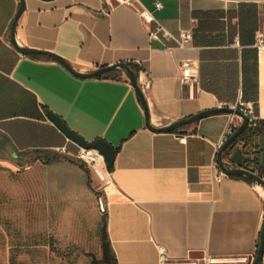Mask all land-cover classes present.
Instances as JSON below:
<instances>
[{"label":"crops","instance_id":"crops-1","mask_svg":"<svg viewBox=\"0 0 264 264\" xmlns=\"http://www.w3.org/2000/svg\"><path fill=\"white\" fill-rule=\"evenodd\" d=\"M155 1L138 0L174 35L191 29V42L150 40L135 9L112 0H24L15 41L82 73L132 63L153 126L240 101H255L264 121V47L254 44L256 31L264 44V0H158L162 8L154 10ZM19 4L0 0V168L32 172L33 190L58 230L49 240L84 257L114 255L116 264H158V245L173 257L256 253L264 186L238 174L213 179L217 143L242 117L212 113L171 131L150 130L125 69L78 77L50 54L16 49L10 36ZM185 62L198 73L192 97L179 82ZM48 110L85 140L114 147L112 184H101V193ZM64 144L68 154L56 156ZM230 156L224 163L234 167ZM252 156L264 179V144Z\"/></svg>","mask_w":264,"mask_h":264},{"label":"rangeland","instance_id":"rangeland-1","mask_svg":"<svg viewBox=\"0 0 264 264\" xmlns=\"http://www.w3.org/2000/svg\"><path fill=\"white\" fill-rule=\"evenodd\" d=\"M91 182L101 193V183L93 175ZM33 185L32 172L14 173L0 168V264H9L12 254L17 264H28L32 254L35 264H85L86 258L101 264L105 257L99 250L84 257L77 255V251L69 253V249L59 247L62 243L56 238L49 240V235L55 237L58 230L48 223V209L42 206ZM34 242L37 244L31 250L25 246ZM106 264H111L108 255Z\"/></svg>","mask_w":264,"mask_h":264},{"label":"built area","instance_id":"built-area-1","mask_svg":"<svg viewBox=\"0 0 264 264\" xmlns=\"http://www.w3.org/2000/svg\"><path fill=\"white\" fill-rule=\"evenodd\" d=\"M110 4L109 0H106ZM116 4H123L133 7L142 21L148 25V33L150 40H158L163 43V41L171 40L177 46L184 47L185 44L192 41L193 32L191 29H181L177 35H174L166 29L162 22L157 19L153 10L147 9L140 5L138 0H112ZM162 8V2L156 0L154 3V10H159ZM237 43V40L235 41ZM254 44L258 49L264 47L263 38L260 31H256ZM198 73L197 70L192 66L191 63L185 62L181 66L179 74V82L189 90V96H193V89L198 84ZM226 106L225 103H220V107ZM231 108H236L242 111V113L248 116L249 119H257L256 114V102L248 101L241 102ZM236 128L233 126H228L217 143V150H219L225 140L232 134ZM59 155H67L68 148L67 145H61L55 147L54 149ZM73 158L77 161L83 163L90 171L91 174L102 184L110 185L112 184V173L108 169V165L105 162L104 155L95 148H84L76 145V151L73 153ZM226 165V164H225ZM216 171L213 174V179L215 182H220L223 178L228 175L217 165ZM226 167H228L226 165ZM104 205V206H103ZM100 207L102 211L106 210V202L100 199ZM256 253L251 255H214L209 253H203L200 257H173L167 252V249L163 245H158V264H252L254 261Z\"/></svg>","mask_w":264,"mask_h":264},{"label":"water","instance_id":"water-1","mask_svg":"<svg viewBox=\"0 0 264 264\" xmlns=\"http://www.w3.org/2000/svg\"><path fill=\"white\" fill-rule=\"evenodd\" d=\"M23 1L24 0H20L19 7L17 9V12H16L13 20H12L11 36H10V42L21 53H23V54H41V53L42 54H50V55L54 56L55 58H57L67 69H69L74 75H76L78 77H85V78L96 77V76H99L103 73L108 72L109 70H111L115 67H120V68L125 69L128 72L129 79H130L134 89L136 90V92L138 93V95L142 101L144 111H145V115H146V125L150 130H152L154 132L171 131V130L179 127V126L188 124V123L193 122L197 119H200L203 116H206V115L212 114V113L224 112V113H232V114L239 115L240 117H242V123L238 127H236V129L232 132V134L225 140L222 147L218 150L216 163L219 166V168H221L227 175H237V174L238 175H244L246 177H249L251 180L261 184L262 186H264V179L260 175L255 173L254 171L245 167V165H244V154L242 153L240 148H237L230 156V161L235 164L234 167H226L224 160H223V151L227 148V146L229 144H231L233 142L234 139H236L239 136V134L246 128V126L248 124L249 118H248V116L244 115L242 113V111H240L239 109H236V108L222 106V107H216V108H211V109H207L204 111H200V112H198V113H196V114H194L188 118H184V119L174 121V122H172L166 126L158 127V126L151 125L149 123V115H148V111H147L146 100L144 98V95H143L140 87L137 84V80L135 78L134 71L130 68V66L127 63L120 62V63L114 64V65L100 67L97 70L92 71V72L82 73V72H78V71H75L74 69H72L71 66L64 59L59 57L58 55L51 54V53H48L46 51L37 50V49H29V48L20 47L15 41L14 31H15V27H16L18 17H19V15L22 12L23 7H24ZM46 113H47V116L49 117V119L53 122V124L65 135V137L68 140H70L73 143H75L76 145L84 147V148L98 149L104 155V159H105L106 164L107 165L113 164L114 157H115V149L110 143H108L106 140H104L102 138H97V139H94L92 141H87L82 136H80L78 133H76L72 129H70L59 115L55 114L54 112H52L50 110H48ZM263 247H264V221H263L262 229L260 232L259 247H258L257 253L255 255V258H254V261L252 264H258L260 262V260L262 258V254H263Z\"/></svg>","mask_w":264,"mask_h":264},{"label":"trees","instance_id":"trees-1","mask_svg":"<svg viewBox=\"0 0 264 264\" xmlns=\"http://www.w3.org/2000/svg\"><path fill=\"white\" fill-rule=\"evenodd\" d=\"M127 64L130 66V68L132 70L134 69V65L132 63H127ZM239 143L241 144V147L238 146ZM261 144H264V121L259 119V118L254 119V120L249 119L246 128L223 151V156L227 157L230 154H232L237 148H240V149L242 148V150H244L245 167H247L248 169H250V170L254 171L255 173H257L258 175H260V170H256L254 168V166H252V164L255 163L254 162L255 157L252 156V154L254 152H256V150L261 146ZM56 156H59V154L56 153ZM81 164H83V163H81ZM112 168H113L112 164L108 165L109 170H112ZM246 178L248 180L252 181L249 177H246ZM104 232L106 233V221L104 222ZM33 244H37V243L34 242V243H31L30 245L26 244L25 246L30 248V250H31ZM33 260H34V255L32 254L29 258L28 264H35V263H33ZM105 260L107 261V256L105 257ZM260 262L258 264H260ZM9 264H17L15 262V254H12L10 256ZM111 264H116V258L114 255H112Z\"/></svg>","mask_w":264,"mask_h":264}]
</instances>
